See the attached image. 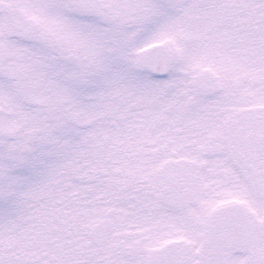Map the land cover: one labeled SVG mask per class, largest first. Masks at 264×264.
Masks as SVG:
<instances>
[{
    "label": "snow or ice",
    "instance_id": "snow-or-ice-1",
    "mask_svg": "<svg viewBox=\"0 0 264 264\" xmlns=\"http://www.w3.org/2000/svg\"><path fill=\"white\" fill-rule=\"evenodd\" d=\"M0 264H264V0H0Z\"/></svg>",
    "mask_w": 264,
    "mask_h": 264
}]
</instances>
